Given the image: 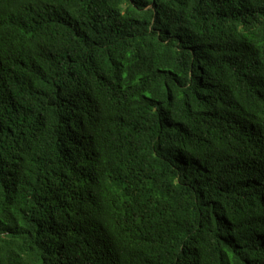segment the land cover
I'll return each instance as SVG.
<instances>
[{"label": "trees", "instance_id": "16d2710c", "mask_svg": "<svg viewBox=\"0 0 264 264\" xmlns=\"http://www.w3.org/2000/svg\"><path fill=\"white\" fill-rule=\"evenodd\" d=\"M0 264H264V0H0Z\"/></svg>", "mask_w": 264, "mask_h": 264}]
</instances>
